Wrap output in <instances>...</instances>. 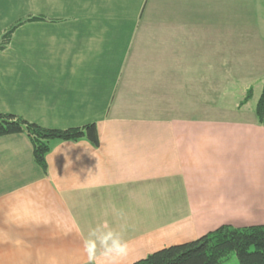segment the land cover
I'll return each mask as SVG.
<instances>
[{
  "label": "crops",
  "instance_id": "obj_1",
  "mask_svg": "<svg viewBox=\"0 0 264 264\" xmlns=\"http://www.w3.org/2000/svg\"><path fill=\"white\" fill-rule=\"evenodd\" d=\"M27 2L32 14L0 16V34L44 17L0 51V114L95 123L99 142H52L43 172L25 134L0 137V264H87L89 230L104 223L128 244L120 264L264 224V124L246 104L214 110L203 60L221 30L186 16L203 0Z\"/></svg>",
  "mask_w": 264,
  "mask_h": 264
},
{
  "label": "rangeland",
  "instance_id": "obj_2",
  "mask_svg": "<svg viewBox=\"0 0 264 264\" xmlns=\"http://www.w3.org/2000/svg\"><path fill=\"white\" fill-rule=\"evenodd\" d=\"M207 1L203 0L199 6L186 5V16H202L203 25L218 24L221 30H214V37H209L214 54L209 59L204 57L203 62H212L214 71L209 75L212 80H208V84L204 82L203 87H208V90L213 88L214 110L231 111H235L246 90L251 87L252 97L243 112H253L264 81V0H214L211 5ZM35 10L33 3L27 0H8L0 9V16H6L8 21V17L27 16ZM203 30L206 31V28ZM199 73L201 71L195 74L197 78ZM203 73L209 71L203 68ZM221 264L239 262L232 252L221 260Z\"/></svg>",
  "mask_w": 264,
  "mask_h": 264
},
{
  "label": "trees",
  "instance_id": "obj_3",
  "mask_svg": "<svg viewBox=\"0 0 264 264\" xmlns=\"http://www.w3.org/2000/svg\"><path fill=\"white\" fill-rule=\"evenodd\" d=\"M40 20L44 17H27L4 30L0 34V51L9 45L14 31L21 24ZM251 97L252 89L248 88L238 107L245 105ZM254 114L258 123L264 124V81ZM14 134L26 135L32 147L33 161L43 172L46 171V155L52 142L84 139L94 147L99 142L95 123L65 129L46 128L21 116L0 114V137ZM232 252L239 264H264V224L247 227L224 224L195 240L163 248L133 264H221V260Z\"/></svg>",
  "mask_w": 264,
  "mask_h": 264
},
{
  "label": "clouds",
  "instance_id": "obj_4",
  "mask_svg": "<svg viewBox=\"0 0 264 264\" xmlns=\"http://www.w3.org/2000/svg\"><path fill=\"white\" fill-rule=\"evenodd\" d=\"M97 248L102 250L105 264H120L128 254V244L121 233L110 228L107 223L89 230L83 249L87 264H95Z\"/></svg>",
  "mask_w": 264,
  "mask_h": 264
}]
</instances>
